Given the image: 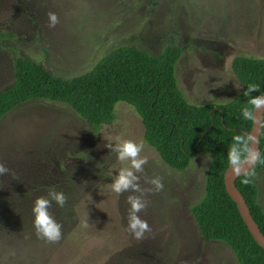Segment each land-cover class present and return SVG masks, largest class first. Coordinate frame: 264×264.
I'll list each match as a JSON object with an SVG mask.
<instances>
[{"label": "rangeland", "instance_id": "374dc122", "mask_svg": "<svg viewBox=\"0 0 264 264\" xmlns=\"http://www.w3.org/2000/svg\"><path fill=\"white\" fill-rule=\"evenodd\" d=\"M60 23L49 28L48 13ZM0 92L15 81L20 55L44 62L55 76L72 79L121 47L151 55L180 44L178 88L194 106L226 104L240 93L234 57L264 59V0H0ZM97 133L71 108L45 100L24 103L0 121V264H238L228 246L202 239L191 208L205 194L210 156L197 155L184 172L170 169L144 142L140 117L126 103ZM143 142L142 189L159 177L162 191H145L139 215L151 226L143 240L127 230L129 195L112 182L130 162L113 147ZM264 211V171L255 175ZM63 192V208L49 211L62 238H38L33 206L50 190ZM84 222L88 227L83 226Z\"/></svg>", "mask_w": 264, "mask_h": 264}, {"label": "trees", "instance_id": "16d2710c", "mask_svg": "<svg viewBox=\"0 0 264 264\" xmlns=\"http://www.w3.org/2000/svg\"><path fill=\"white\" fill-rule=\"evenodd\" d=\"M4 38L0 33V39ZM184 51L180 44L158 55L134 46L121 47L98 60L91 71L72 79L55 76L46 63L20 55L14 64V83L0 92V121L24 103L45 100L68 106L97 133L116 120V105L126 103L142 121L144 142L170 169L182 173L197 155L209 154L205 194L191 208L202 239L228 246L238 264H264V250L249 234L223 181L233 138L247 136L252 126V120L243 117V108L251 107V97L244 92L255 84L260 91L251 96L264 94V59L234 57L231 70L242 88L237 97L226 104L194 106L179 90L175 76ZM259 154L264 160V115ZM262 171L264 163L257 162L252 175H242L235 186L264 235V211L255 183V175ZM246 178L252 182L244 184Z\"/></svg>", "mask_w": 264, "mask_h": 264}, {"label": "clouds", "instance_id": "9594fccd", "mask_svg": "<svg viewBox=\"0 0 264 264\" xmlns=\"http://www.w3.org/2000/svg\"><path fill=\"white\" fill-rule=\"evenodd\" d=\"M49 28H54L60 23L59 17L54 12L48 13ZM259 86L250 84L244 92L245 96H250L248 105L243 108V117L246 120H257L259 117L255 114L257 110L264 108V94L251 96L252 92H259ZM234 142L228 152V161L230 170L234 176L250 177L252 173L244 167L245 164L252 165L256 162L264 163L261 160L260 154L257 149L250 146L252 138L244 135H236ZM111 152L117 153V159L121 162H130L129 167L121 168L118 175L112 182V190L117 194L124 192L139 193V195H129L127 203L130 205L128 209V226L127 230L132 234L136 240H143L146 233H151L152 229L149 223L142 219L139 215L145 211L148 206V201L144 199L145 191H162L164 184L159 177L148 180V183L154 186L153 189H142L139 184L140 177L137 173L144 171V165L147 163V158L141 156L144 144L143 142L137 143L133 140H124L121 143L107 145ZM15 174L6 165L0 162V176ZM250 178L243 180L244 184L251 183ZM53 202L59 207L63 208L67 203V197L63 192H57L54 189L48 192L47 196L38 197L33 206L34 214V227L38 238L44 239L49 243H57L62 238V224L59 223L54 215L49 211ZM83 226L87 228L89 225L84 222Z\"/></svg>", "mask_w": 264, "mask_h": 264}, {"label": "water", "instance_id": "95a60500", "mask_svg": "<svg viewBox=\"0 0 264 264\" xmlns=\"http://www.w3.org/2000/svg\"><path fill=\"white\" fill-rule=\"evenodd\" d=\"M255 114L257 115V117H259V119L255 121L252 120L251 130L246 135L252 138L250 146L257 149L259 152L260 138L262 135V120L264 115V108L257 110ZM256 163L252 165L245 164L244 167L247 168L248 171L250 172L253 169V167L256 165ZM241 176H234L229 166L225 170L223 176L225 191L229 196V198L232 200V202L236 205L239 216L241 217L243 223L245 224L252 239L259 248L264 250V235L262 234L258 225L252 218L250 214V210L243 196L235 186L236 180Z\"/></svg>", "mask_w": 264, "mask_h": 264}]
</instances>
